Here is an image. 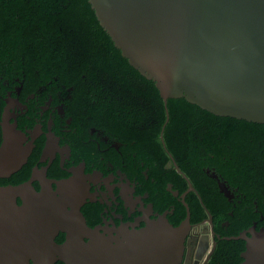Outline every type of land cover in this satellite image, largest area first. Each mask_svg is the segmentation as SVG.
<instances>
[{"label":"flooded vegetation","instance_id":"flooded-vegetation-1","mask_svg":"<svg viewBox=\"0 0 264 264\" xmlns=\"http://www.w3.org/2000/svg\"><path fill=\"white\" fill-rule=\"evenodd\" d=\"M24 64L23 55L0 56V145L9 135L16 156L25 155L0 185L30 181L39 192L49 182L60 196L57 183L73 180L85 223L112 243L150 223L187 220L177 264L242 262L246 240L234 236L264 227L260 193L240 190L213 166L198 167L189 146L168 149L145 111L117 114L112 85L44 81ZM64 238L58 231L54 240Z\"/></svg>","mask_w":264,"mask_h":264},{"label":"water","instance_id":"water-1","mask_svg":"<svg viewBox=\"0 0 264 264\" xmlns=\"http://www.w3.org/2000/svg\"><path fill=\"white\" fill-rule=\"evenodd\" d=\"M87 1L113 45L153 81L164 102L183 97L215 115L264 122V0ZM5 138L0 176L18 169L25 158L8 160L12 138ZM45 188L43 193L52 195L49 182ZM24 192L34 201L29 204ZM39 192L30 181L0 185V264H53L57 259L65 264H177L182 257L187 220L176 227L150 223L112 243L85 223L81 200L75 228L60 227L47 236L53 215L41 208ZM36 213L43 216L35 220ZM58 231L65 232L62 243L54 240ZM249 233L234 236L246 240L240 264H264V227Z\"/></svg>","mask_w":264,"mask_h":264},{"label":"trees","instance_id":"trees-1","mask_svg":"<svg viewBox=\"0 0 264 264\" xmlns=\"http://www.w3.org/2000/svg\"><path fill=\"white\" fill-rule=\"evenodd\" d=\"M16 55H23L26 73L44 81L112 85L117 114L145 111L156 134L164 124L168 149L189 146L198 167L213 166L240 190L264 198V122L215 115L183 97L164 102L113 45L87 0H0V56Z\"/></svg>","mask_w":264,"mask_h":264},{"label":"bare ground","instance_id":"bare-ground-1","mask_svg":"<svg viewBox=\"0 0 264 264\" xmlns=\"http://www.w3.org/2000/svg\"><path fill=\"white\" fill-rule=\"evenodd\" d=\"M12 151H9V156H8V160H11L12 158H16V154L14 153V146H12ZM73 183L71 180L67 179L64 180L62 183H59L58 186H62L63 188L60 189V196L56 195L53 192L52 195L43 193V191L46 189L45 186L44 188L39 192V193H43L41 194V208H46L48 209L49 212H51L50 215H53V217L48 221H47V225H46V233L47 236L55 231L56 229L60 228V227H64L67 228L68 230L74 229V223H75V217H74V211L76 208V205H74V202L77 199V195L76 193V189L73 188ZM24 196L26 197V201L30 204L32 201H34V197H31L28 193L24 192ZM36 198H38L39 196H35ZM66 201L72 203V208L70 210L66 209ZM37 204L40 203V200L36 201ZM43 216V214L41 213H36L34 215L35 220L37 218H39L40 216ZM41 216V217H42ZM58 249V248H56ZM60 249V248H59ZM53 252L55 250V248L52 246L50 249H48V251ZM62 251V250H61ZM60 251V252H61Z\"/></svg>","mask_w":264,"mask_h":264}]
</instances>
